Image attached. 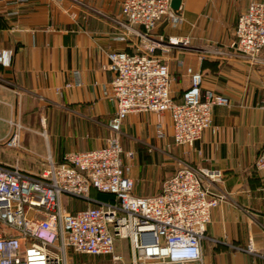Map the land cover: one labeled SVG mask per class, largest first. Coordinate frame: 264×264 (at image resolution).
Wrapping results in <instances>:
<instances>
[{"label": "crops", "instance_id": "1", "mask_svg": "<svg viewBox=\"0 0 264 264\" xmlns=\"http://www.w3.org/2000/svg\"><path fill=\"white\" fill-rule=\"evenodd\" d=\"M123 1L0 0V163L39 174L49 158L61 162L69 151L104 146L92 142V147L84 140L100 137V126L104 131L115 115L108 53L136 52L141 43L132 35L126 41L116 38L124 31ZM247 5L248 0H182L181 21L167 17L151 32L154 39L190 41L188 49L174 46L162 54L177 102L190 86L186 69L197 68L199 56L204 58L203 91L230 100L229 106L214 108L212 127L200 140L192 147L177 146L166 112H133L124 123L127 130L147 135L145 145L148 136L159 141L170 137L185 162L222 172L215 189L225 199L213 209L207 226L204 264H264V175L255 168L264 148V52L252 64L237 55L235 45L237 21ZM13 122L19 127V148L6 146ZM161 127L164 137L158 136ZM129 175L134 193L138 182H151L138 171ZM171 175L157 192L140 185V193H151L140 196L160 193ZM250 241L254 250L249 252Z\"/></svg>", "mask_w": 264, "mask_h": 264}, {"label": "built area", "instance_id": "2", "mask_svg": "<svg viewBox=\"0 0 264 264\" xmlns=\"http://www.w3.org/2000/svg\"><path fill=\"white\" fill-rule=\"evenodd\" d=\"M122 13L124 31L116 38L126 41L132 35L141 43L136 52L108 53L107 69L113 73L110 87L116 100L111 133L121 132L130 113L169 112L175 144L192 147L212 127L214 108L229 106V98L203 91L202 56L197 68L186 69L190 86L182 101L172 96L170 65L162 54L174 46L188 49L190 41L151 36L163 19L181 21L171 0H124ZM235 37L237 55L258 63L264 52V0H248ZM260 106L264 109V100ZM13 126L6 146L19 148V127L14 122ZM158 136H165L162 127ZM125 157L134 154L125 153L115 135L100 148L69 151L61 162L49 158L39 174L0 163V264H72L71 251L110 256L104 264H204L207 226L213 209L225 199L215 189L223 180L222 172L184 164L164 181L160 193L140 196L134 193L135 181ZM255 168L264 175V148ZM102 193L110 197L103 199ZM74 200L85 208L69 210ZM117 240L128 242L127 260L116 252ZM253 250L250 241L247 251Z\"/></svg>", "mask_w": 264, "mask_h": 264}, {"label": "rangeland", "instance_id": "3", "mask_svg": "<svg viewBox=\"0 0 264 264\" xmlns=\"http://www.w3.org/2000/svg\"><path fill=\"white\" fill-rule=\"evenodd\" d=\"M169 114V112H166ZM125 123V121H124ZM123 123L121 132L119 134L111 133L109 129V125L103 131L100 126L99 136L96 139L84 140V143L96 142V147L100 146L102 142L104 145L107 140L112 136L118 135L120 142L123 146L124 152L129 153L132 152L134 154L133 158H124L125 166L128 168V172L138 171L139 176H144L145 179H148L151 182L140 181L138 182V186L135 190L136 194H151V193H140V185L149 184L153 192L158 191V187L162 183V181L166 178V176L171 175L173 172L181 168L184 164H189L180 158V154L177 148H173L172 141L170 137L165 141H159L154 138L152 135L149 138V145H145L143 141L147 139V135H138L133 130H127L125 124ZM65 134V131H62ZM97 133V132H95ZM148 134V133H147ZM67 141V140H66ZM81 141V139L79 140ZM77 140H72L71 144H75ZM82 142V141H81ZM87 142V143H86ZM166 142V143H165ZM68 143V141H67ZM91 146H88L91 148ZM66 147V144H65ZM81 147V148H88ZM93 147V146H92ZM68 149H73V147H67ZM165 149V150H164ZM164 152H163V151ZM82 207V206H80ZM78 207V208H80ZM128 242L125 240H117L116 241V252L123 255L127 260L129 256L128 250ZM73 259H75V254L73 255ZM77 260L84 262L86 264H104L110 262V256H93L87 255L82 256L81 258H77ZM74 264V260L72 262Z\"/></svg>", "mask_w": 264, "mask_h": 264}, {"label": "trees", "instance_id": "4", "mask_svg": "<svg viewBox=\"0 0 264 264\" xmlns=\"http://www.w3.org/2000/svg\"><path fill=\"white\" fill-rule=\"evenodd\" d=\"M100 197L104 198V199H107V198L110 197V195L102 193V194H100ZM80 206H82V207H80ZM78 207H80V208H78ZM81 208H85V204L80 202V201H77V200H74L72 202V204L69 206V210H71V211H76V210L81 209ZM74 254H75V259H73V255ZM70 255H71L72 260H74V264H86L84 262H81V261L77 260V258H81L82 256H87V255H85V254H76L73 251L70 252Z\"/></svg>", "mask_w": 264, "mask_h": 264}, {"label": "water", "instance_id": "5", "mask_svg": "<svg viewBox=\"0 0 264 264\" xmlns=\"http://www.w3.org/2000/svg\"><path fill=\"white\" fill-rule=\"evenodd\" d=\"M171 8L177 14H181L182 0H171Z\"/></svg>", "mask_w": 264, "mask_h": 264}]
</instances>
